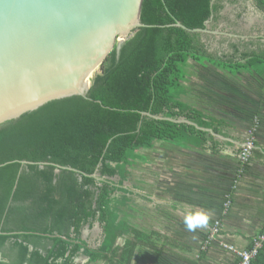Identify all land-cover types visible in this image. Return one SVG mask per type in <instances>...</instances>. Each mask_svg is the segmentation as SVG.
Returning <instances> with one entry per match:
<instances>
[{
    "label": "trees",
    "instance_id": "trees-1",
    "mask_svg": "<svg viewBox=\"0 0 264 264\" xmlns=\"http://www.w3.org/2000/svg\"><path fill=\"white\" fill-rule=\"evenodd\" d=\"M226 1L238 2L144 0L145 25L120 52L115 48L109 54L88 98L55 100L0 127V264H55L61 257L64 264L74 259L75 264H139L137 251L142 248L154 251L153 264H158L166 245L189 263L184 250L192 246L140 227L145 216L128 197L130 190L106 181L99 184L95 174L119 176L124 182L137 161L144 163V150L158 141L199 147L207 143L210 136L200 128L214 127L215 116L186 99L193 63L224 74L249 72L264 80V47L256 41H229L231 52L214 54L202 32L177 25L208 28L209 20L225 17ZM254 2L264 10V0ZM116 190L125 192L117 196ZM97 221L104 235L93 248L82 234L87 224L93 227ZM214 226L194 264H205L212 247L224 248L216 240L207 243ZM259 241L262 246L255 248L252 242L246 249L253 252L250 264H264V240ZM82 254L88 262H77ZM240 261L236 258L234 264Z\"/></svg>",
    "mask_w": 264,
    "mask_h": 264
},
{
    "label": "crops",
    "instance_id": "crops-1",
    "mask_svg": "<svg viewBox=\"0 0 264 264\" xmlns=\"http://www.w3.org/2000/svg\"><path fill=\"white\" fill-rule=\"evenodd\" d=\"M223 80L222 87L210 97L207 107H200L199 102L203 100L194 96L195 100L191 102L203 113L215 116L214 127L200 128L210 136L204 146H179L158 141L153 149L144 150V167L149 175L150 188L144 199L149 208L139 203L136 206L146 212L153 225L145 229L159 230L192 246L191 251L184 250L185 257L190 258L189 263L175 257L179 250L173 251L166 245L167 251L158 264H171L170 256L176 259L174 263L194 264L199 260L201 242L198 240H205L208 230L197 232L195 236L186 231L182 217L189 211L211 210L214 213L211 225L215 221L222 223L218 240L236 248L247 249L264 232V80L249 72L241 75L227 73ZM250 135L255 138V148L249 160L244 161L241 147ZM156 201H159L158 207ZM83 230L82 239L92 243L89 228L85 226ZM103 235L104 230L99 238L100 244ZM95 239L98 240L97 236ZM122 240L121 244L124 243ZM223 249L212 247V256L217 258L209 256L205 264H234L236 255ZM149 251L155 260V252ZM140 256L143 263L150 259L144 253ZM154 260L149 263L153 264Z\"/></svg>",
    "mask_w": 264,
    "mask_h": 264
},
{
    "label": "water",
    "instance_id": "water-1",
    "mask_svg": "<svg viewBox=\"0 0 264 264\" xmlns=\"http://www.w3.org/2000/svg\"><path fill=\"white\" fill-rule=\"evenodd\" d=\"M143 1L0 0V127L55 100L88 98L109 54L145 25Z\"/></svg>",
    "mask_w": 264,
    "mask_h": 264
},
{
    "label": "rangeland",
    "instance_id": "rangeland-1",
    "mask_svg": "<svg viewBox=\"0 0 264 264\" xmlns=\"http://www.w3.org/2000/svg\"><path fill=\"white\" fill-rule=\"evenodd\" d=\"M226 7L223 10V15L225 17L221 18L218 21L211 20L208 23V29L211 31H220L224 32L222 33H210V32H202L203 33V41L206 42V44L209 47V50L214 54H222L223 52L229 53L231 52V48L228 45L229 41H243L244 39L251 41H256L257 47H264V10L260 9L257 4L254 2V0H238L236 3H230L226 1ZM258 35H261L262 39L257 38ZM253 37V38H252ZM259 37V38H260ZM248 42V41H247ZM252 47V46H251ZM200 67V68H199ZM217 69V68H216ZM215 68L211 67L210 65L206 67H202L200 65H197L196 63H193V66L190 67V70H188L189 76L185 84L188 86L189 91L191 93L188 97V101L192 102L195 100L194 97L199 98V106L204 108L207 107L208 101L210 97L216 93V90L222 87L224 81V77L227 74H224L225 72H218ZM101 72V71H99ZM247 73V72H246ZM249 75V74H246ZM222 85H221V84ZM196 98V100H197ZM184 120L185 119H181ZM150 170V169H149ZM132 176L125 180L124 182L119 176L115 177H108V176H101L100 174H95V177L97 178V181L99 182H108L112 186L117 185L119 187H125L128 188L127 195L129 198H131L134 201V204L139 203L143 207L148 206V201L144 199V195L149 194V175L147 172H145V167L143 161H137L136 165L133 167ZM60 172V168L56 170V173ZM155 172L157 175H159V169L157 166H155ZM122 182V183H120ZM125 191L123 190H116V195L121 196L124 194ZM157 207L159 204V201H156ZM155 206V209H157ZM145 218L141 221L140 227H147V226H153L149 222V218L144 213ZM155 225V222H154ZM89 228V235H92V243L89 245L93 248H98L100 246L99 238L102 235V232L104 229H102V225L99 221H97L93 227H87ZM84 231V230H83ZM97 236L98 240L95 239ZM90 237V236H89ZM203 239V238H200ZM97 240V241H96ZM201 243H204V239L198 240ZM119 242L122 243V238L119 239ZM200 243V244H201ZM244 249V248H243ZM241 248H237V250L241 251L243 250ZM139 254L144 253L145 255H148L150 259L146 260L145 263H143V259L140 260V264H150L149 260H154V254L147 250V249H139L137 251ZM214 258H217L216 256H212ZM168 259H171V264H179L174 263L176 260L172 256L168 257ZM174 259V260H173ZM137 260V257L134 258L133 262ZM88 261V257H79L77 259L78 263H85ZM178 261V260H177ZM180 262V261H178ZM181 264H184L180 262ZM95 264H105L104 262H98ZM163 264H167L164 262ZM207 264H212L211 262ZM224 264V263H221Z\"/></svg>",
    "mask_w": 264,
    "mask_h": 264
},
{
    "label": "clouds",
    "instance_id": "clouds-1",
    "mask_svg": "<svg viewBox=\"0 0 264 264\" xmlns=\"http://www.w3.org/2000/svg\"><path fill=\"white\" fill-rule=\"evenodd\" d=\"M241 151H242V149H241ZM213 218H214V213L211 210L200 208V209H198L196 211L187 212L182 217V220H183V223H184L186 231H188L189 233H192L195 236V234L197 232H205V231H207L210 228V226H211V222H212ZM216 222H219L220 226L222 225V223L220 221H215L214 225L216 224ZM263 236H264V232L261 233L260 235H258L253 240L254 244H256V242L259 241L260 238L262 239ZM218 237L219 236H217L215 239H212V240L219 241ZM212 240L207 241V243H209ZM219 242L224 247L223 244L225 242H222V241H219ZM225 244H228V243H225ZM228 245H231L234 249L237 250V248L235 246H233L232 244H228ZM224 248L229 250V251H231V252H233L236 255V257L239 258V256H238L236 251L231 250V249L226 248V247H224ZM243 250H246V249H243ZM237 251H239V250H237ZM64 260H65L64 257L58 258V259H56L55 264H64ZM73 264H75V259L73 260Z\"/></svg>",
    "mask_w": 264,
    "mask_h": 264
},
{
    "label": "built area",
    "instance_id": "built-area-1",
    "mask_svg": "<svg viewBox=\"0 0 264 264\" xmlns=\"http://www.w3.org/2000/svg\"><path fill=\"white\" fill-rule=\"evenodd\" d=\"M254 139L255 138L253 137V135H250L246 139L244 145L241 147V149H242V151H241V159L242 160H244V161H248L249 160V158L251 156V153H252L253 149L255 148ZM219 227H220V223L216 222L215 226L212 229L210 240L215 239L217 236H219V234H220ZM262 239L264 240V236L262 237ZM223 245H224V247L229 248V249L234 250V251L237 252L238 256L241 257V261H240L239 264H250L251 259L253 257V252L246 251V250L237 251L231 245H228V244H225V243ZM260 246H262V243L260 241H257L256 244H255V248H258ZM256 251H257V249L254 250V253Z\"/></svg>",
    "mask_w": 264,
    "mask_h": 264
}]
</instances>
